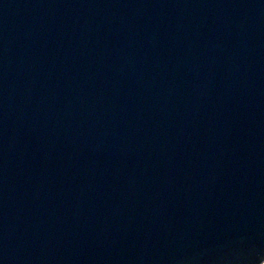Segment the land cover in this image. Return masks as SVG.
<instances>
[{"label": "water", "instance_id": "95a60500", "mask_svg": "<svg viewBox=\"0 0 264 264\" xmlns=\"http://www.w3.org/2000/svg\"><path fill=\"white\" fill-rule=\"evenodd\" d=\"M264 0H0V264H263Z\"/></svg>", "mask_w": 264, "mask_h": 264}, {"label": "rangeland", "instance_id": "374dc122", "mask_svg": "<svg viewBox=\"0 0 264 264\" xmlns=\"http://www.w3.org/2000/svg\"><path fill=\"white\" fill-rule=\"evenodd\" d=\"M264 264V263H263Z\"/></svg>", "mask_w": 264, "mask_h": 264}]
</instances>
